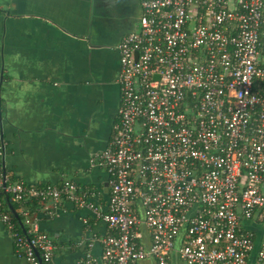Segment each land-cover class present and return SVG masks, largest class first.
Segmentation results:
<instances>
[{"label":"built area","instance_id":"2783aa9c","mask_svg":"<svg viewBox=\"0 0 264 264\" xmlns=\"http://www.w3.org/2000/svg\"><path fill=\"white\" fill-rule=\"evenodd\" d=\"M138 1V28L117 46L112 137L90 157L108 174L107 210L71 180L0 178L26 229L0 200L14 253L55 264L54 238L24 203L65 198L106 226L102 257L86 250L78 264H264V0Z\"/></svg>","mask_w":264,"mask_h":264},{"label":"crops","instance_id":"0c3cea01","mask_svg":"<svg viewBox=\"0 0 264 264\" xmlns=\"http://www.w3.org/2000/svg\"><path fill=\"white\" fill-rule=\"evenodd\" d=\"M140 14L138 0H0L7 177L37 186L71 180L79 197L107 210L108 174L90 157L112 137L120 104L117 46L138 28ZM72 204H38L40 227L55 240V264H78L86 250L102 257L104 222ZM0 264H27L1 223Z\"/></svg>","mask_w":264,"mask_h":264},{"label":"trees","instance_id":"16d2710c","mask_svg":"<svg viewBox=\"0 0 264 264\" xmlns=\"http://www.w3.org/2000/svg\"><path fill=\"white\" fill-rule=\"evenodd\" d=\"M0 109H1V106H0ZM16 180H17L16 177H10V176L7 177V182L16 181ZM27 184H29V183H27ZM33 186H37V185H33ZM0 200L2 201V205H3L4 209L11 215L13 221L15 222L17 230L20 233H25L26 229L21 225V221H20L22 216L19 213V209H20L19 205L17 203L13 202L11 200L10 196L7 195L6 193H4L3 191L0 192ZM40 202H41V200L31 199V200H28L26 203H24V207L26 209H28L31 213L38 216L40 219H43L42 215H40L41 212L37 210L38 204ZM10 206H12L15 209L17 216L12 212Z\"/></svg>","mask_w":264,"mask_h":264},{"label":"water","instance_id":"95a60500","mask_svg":"<svg viewBox=\"0 0 264 264\" xmlns=\"http://www.w3.org/2000/svg\"><path fill=\"white\" fill-rule=\"evenodd\" d=\"M1 120H2V116H1V109H0V122H1ZM0 124H2V123H0ZM4 136H5V132H3V130H2V127L0 126V139H1V144H0V155H2V156H0L1 157V160H2V162H1V169H0V173H1V177L3 178V180H6L7 179V175H6V172H7V168L5 167V157H4V155H5V150H7L6 148H9L8 146H7V144L5 143V139H4ZM2 186L4 187L5 186V181H3V183H2ZM71 201V200H70ZM73 202V204L72 205H75V207H76V203L74 202V201H72ZM10 208H11V210H12V212L17 216V213H16V211H15V209L12 207V206H10ZM82 208V207H81ZM88 209V208H87ZM90 210V209H89ZM92 212V211H91ZM92 215L94 216V213L92 212ZM82 217V216H81ZM1 223V222H0ZM85 224H87V222H84ZM2 224V223H1ZM88 225V224H87ZM83 243H81V245H82ZM38 254V253H37ZM55 257V256H54ZM20 259H22V258H20ZM24 260V259H23ZM53 260H54V258H53ZM25 261V260H24ZM26 262V261H25ZM27 263V262H26ZM172 264H180V261H179V259L178 258H174V260H173V263Z\"/></svg>","mask_w":264,"mask_h":264},{"label":"flooded vegetation","instance_id":"af4514ba","mask_svg":"<svg viewBox=\"0 0 264 264\" xmlns=\"http://www.w3.org/2000/svg\"><path fill=\"white\" fill-rule=\"evenodd\" d=\"M5 41H6V34L2 38V49H3L4 45H5ZM4 78H5L4 74L0 76V91H1V87H2V83H3ZM1 100H2V98H1V95H0V103H1ZM0 123H2V124H0V126L3 128L4 124H3L2 120H1Z\"/></svg>","mask_w":264,"mask_h":264},{"label":"rangeland","instance_id":"374dc122","mask_svg":"<svg viewBox=\"0 0 264 264\" xmlns=\"http://www.w3.org/2000/svg\"><path fill=\"white\" fill-rule=\"evenodd\" d=\"M4 8H6L7 9V7H4ZM29 9H30V7H29ZM251 223H246V225L247 226H249ZM254 249H255V251L254 252H256V244H255V246H254Z\"/></svg>","mask_w":264,"mask_h":264}]
</instances>
